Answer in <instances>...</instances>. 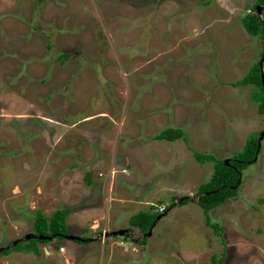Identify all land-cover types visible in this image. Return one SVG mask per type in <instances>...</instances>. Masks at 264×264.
<instances>
[{
	"label": "rangeland",
	"instance_id": "374dc122",
	"mask_svg": "<svg viewBox=\"0 0 264 264\" xmlns=\"http://www.w3.org/2000/svg\"><path fill=\"white\" fill-rule=\"evenodd\" d=\"M203 1L0 0V264H264V139L210 212L224 243L197 204L214 162L193 152L227 160L264 132L258 89L233 85L264 75V40L241 24L255 0ZM168 127L187 141L152 140ZM152 206L147 237L129 220ZM58 209L81 243L3 254Z\"/></svg>",
	"mask_w": 264,
	"mask_h": 264
},
{
	"label": "trees",
	"instance_id": "16d2710c",
	"mask_svg": "<svg viewBox=\"0 0 264 264\" xmlns=\"http://www.w3.org/2000/svg\"><path fill=\"white\" fill-rule=\"evenodd\" d=\"M213 3L214 0H204L201 5L210 6ZM262 6H264V0H255V3L252 4L247 14L241 19V24L250 36H260L264 40V20L258 15V8ZM263 9L261 12H263ZM65 57L66 55H61L60 58L64 59ZM233 85L234 87L253 85L258 89V92L256 91L253 94L252 101L258 104V113L264 117V87L262 66L260 63L258 62L255 64L242 80L233 83ZM262 133L263 132H261V134ZM259 135V133H255L250 136L243 149L227 160H217L214 155L202 154L196 151L193 152L195 159L200 164L214 162V172L211 179L199 187L196 195L199 197L202 196L201 199L197 201V204L204 211L206 225L213 230L217 237H221L223 243L225 242L224 229L220 224L212 220L210 212L216 207L223 205L228 200L238 196L239 189L244 182L245 171L256 163L258 156L261 154L262 147L259 145ZM181 139L187 141V135L182 128L178 127H168L160 134L152 137L154 141L167 142H176ZM86 180L88 183H92L88 176ZM189 202L190 200L186 199L182 202V205H186ZM165 210H169V207H166ZM71 211V209H58L54 211L50 217L45 216L42 211H37L34 221V235L38 237L58 238L57 240L61 242L67 240L66 236L71 234L68 232L69 228L66 217ZM161 215L162 212L155 210L154 206H152L150 210L140 211L130 218V228L138 229L141 233L147 234L158 216ZM80 241L81 240H74V242L81 243ZM46 242H49L48 238L44 240L32 238L29 241L20 242L11 250H4L3 254L7 255L12 252H24L26 254L33 253L38 255L39 244ZM144 243L145 240L143 241V244ZM211 264H224V257L220 259H217L216 256L212 257Z\"/></svg>",
	"mask_w": 264,
	"mask_h": 264
},
{
	"label": "water",
	"instance_id": "95a60500",
	"mask_svg": "<svg viewBox=\"0 0 264 264\" xmlns=\"http://www.w3.org/2000/svg\"><path fill=\"white\" fill-rule=\"evenodd\" d=\"M261 9V8H260ZM259 9V15H261V11ZM263 74V73H262ZM263 78H264V75H263ZM264 80V79H263ZM263 85H264V81H263ZM264 137V132L261 134L260 138H259V145H261V142H262V139ZM202 196H200L197 200H200ZM186 199H190L189 197H184V198H181L179 199L178 201V204L177 206H181L182 202ZM176 203H174V205L172 207H175ZM172 207L170 209H172ZM169 209V210H170ZM168 210V211H169ZM167 211V212H168ZM163 214L161 216H158V218L156 219V221L154 222L152 228L150 229V231L147 233V234H144L145 236L147 237H150L152 235V232L154 230V228L156 227V225L158 224L159 220L162 218ZM128 231L126 230H120L118 232H110V233H107L105 234L104 237H113V236H124ZM37 236H35L34 234H28L27 236H25L24 238L22 239H19V240H15L14 243L12 244L11 247L9 248H5V250H11L12 248L16 247L20 242H24V241H29L31 240L32 238H36ZM103 236H100V238H102ZM39 238V240H44L45 238H48L49 240L53 239L54 237H43V236H39L37 237ZM67 239H70V240H80L79 237L77 236H66ZM4 251V250H3Z\"/></svg>",
	"mask_w": 264,
	"mask_h": 264
},
{
	"label": "clouds",
	"instance_id": "9594fccd",
	"mask_svg": "<svg viewBox=\"0 0 264 264\" xmlns=\"http://www.w3.org/2000/svg\"><path fill=\"white\" fill-rule=\"evenodd\" d=\"M260 8H261V9H260ZM263 8H264V6H262V7H259V8H258V10L260 9V11H261ZM261 14H262V13H261ZM258 15H259V12H258ZM259 16H261V15H259ZM138 231H139V230H138ZM127 233H128V232H127ZM127 233H126V234H127ZM105 234H107V233H105ZM105 234H103V235H101V236H103V238H105V239H106L107 237H104V236H105ZM126 234H125V235H126ZM125 235H124V236H125ZM35 236H36V235H35ZM116 237H118V236H116ZM119 237H120V236H119ZM36 238H37V237H36ZM108 238H109V237H108ZM66 239H67V238H66ZM51 240H52V239H51ZM49 241H50V240H49ZM78 241H79V240H78ZM105 241H106V240H105ZM105 241H104V243H105Z\"/></svg>",
	"mask_w": 264,
	"mask_h": 264
},
{
	"label": "flooded vegetation",
	"instance_id": "af4514ba",
	"mask_svg": "<svg viewBox=\"0 0 264 264\" xmlns=\"http://www.w3.org/2000/svg\"><path fill=\"white\" fill-rule=\"evenodd\" d=\"M125 236H127V237H128V236H129V234L127 233ZM37 237H38V236H37ZM57 239H58V238H57ZM57 239H56V238H53V239H52V241H55V240H57ZM46 243H47V242H46Z\"/></svg>",
	"mask_w": 264,
	"mask_h": 264
}]
</instances>
